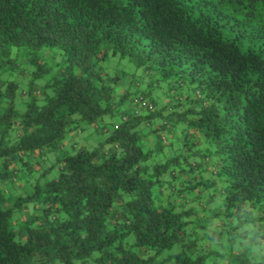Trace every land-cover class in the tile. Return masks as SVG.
Returning <instances> with one entry per match:
<instances>
[{
  "label": "trees",
  "instance_id": "obj_1",
  "mask_svg": "<svg viewBox=\"0 0 264 264\" xmlns=\"http://www.w3.org/2000/svg\"><path fill=\"white\" fill-rule=\"evenodd\" d=\"M56 48L44 84L0 79V264H264V0H0V69L41 79ZM113 59L145 76L121 92ZM161 81L178 94L164 105ZM117 112L104 144L72 140ZM181 122L184 147L214 148L192 156L224 182L219 210L193 194L216 182L165 143Z\"/></svg>",
  "mask_w": 264,
  "mask_h": 264
},
{
  "label": "rangeland",
  "instance_id": "obj_2",
  "mask_svg": "<svg viewBox=\"0 0 264 264\" xmlns=\"http://www.w3.org/2000/svg\"><path fill=\"white\" fill-rule=\"evenodd\" d=\"M24 54H25V52H24ZM113 61H114V63L112 64V67H110V70H108L109 73L111 75L117 74V73H123V72L125 73L123 82H124V84L126 83V85L123 84L122 89L120 90L121 92L125 91L126 89H129L130 79L136 78V80H138L139 78H143L145 76V73L142 69L136 68L128 60H124V61L122 60L121 61L119 59H113ZM45 64L47 67L51 68V71L48 74L43 75V77L41 79H35L34 73H36L38 71V67L36 65L31 66L30 69H27V72L24 74V76H20L18 70H14V71L9 70L10 65L8 63H5L4 64L5 66L3 65V68L0 69V79L2 81H13V82L18 83L21 87V92H22V90L28 91L31 88V86H32L31 84L34 81H35L34 82L35 85L40 86V85L44 84L46 81H48L50 78H52L58 72L59 69L63 68V66H62L64 64L63 63V51L60 50L59 48H56L55 52H54V56H52L49 60L46 59ZM155 80L156 79H153L151 77H148V78L146 77V82H145L144 88L146 90H148L149 89L148 86L152 82H155ZM171 88L172 87H170V85H168V83H165L163 81L157 82V85L154 87V89H151L153 98L156 97L163 105L166 104L168 98H170L174 95L175 96L178 95L177 92H175V91L173 93H171V91H170ZM179 94L181 96L183 94H185L183 96L186 97L187 95H189L191 98H195V95L188 92L187 88H184V91H182ZM136 98L137 97L135 96V94L133 96H131V99L128 100L123 106H120L119 110L120 111L122 110V112H124L126 110V108L127 109L131 108L132 104H130V102L132 99L135 100ZM140 107H141V105H140ZM122 119H123V117L121 116V114H118V112L114 116L105 117L103 120H104V122L108 123L109 125L107 126L108 131H104V132H103V129H101L100 132H97V131L94 132L95 126L86 124L83 127L87 128V130H85L83 133L79 134L78 136H74L72 138V140H74L78 144L81 143L84 146H87L88 143L95 142L94 143L95 147H98L99 145L105 143L106 139L112 134V132L115 130V128L122 122ZM161 122H162L161 119L152 120V126L147 127L144 130V132L151 130L152 127L153 128L157 127L158 125L161 124ZM97 125H99V123ZM174 130H175V134L173 136L169 135L166 139V142H165L166 144H172L173 145V147H171V148H173L171 150V155H173V152L179 153L180 146L182 145L183 150H181V154L186 155V157H188V155H191V156L188 157V158H190L189 161H187V162L182 161L180 167L184 168L186 170H190V167H191L190 165H198L195 168V171L193 172L194 178H196L198 180H203L204 182H207L208 180L210 182H211V180L213 182H216V185L210 187L209 189L204 190L202 193L199 194L197 192H194L193 194L197 195V197L199 196L198 197L199 202L201 204H203L204 207L206 206L208 209L213 210V211L219 210V205L223 202V196H222V194H220V191H221V189H223L225 187V184L223 181H221V179L214 178V176H209L208 172L205 173V169H207V168H206V166H203V161H202L201 157H193L192 156L193 152L201 150L205 154L212 155V157H214V155H213L214 154L213 153L214 148L209 146V144L204 141L199 146H197L194 150H189L187 147L183 146L184 136L187 135L188 132L190 131L189 125H187V123L181 122L177 125V128ZM203 139L205 140V137ZM72 140H70V141H72ZM67 143L68 142H66L65 148L70 149L71 147ZM147 149L148 148H146L145 150H147ZM165 156H168L167 152H166ZM48 157L50 158V160H49V162L46 163V166L51 167L55 164L56 155L52 154V155H49ZM167 158H169V157H167ZM214 158H213V161L215 160ZM166 159H163V160H166ZM156 160L158 162L157 158H156ZM211 164L212 163L210 162V166H211ZM200 165H201V168H200ZM181 168H179V169H181ZM179 169H177V170L179 171ZM40 174H41V171L37 172L35 175L39 176ZM56 174H57L56 171L53 170L52 172H50L48 178H46V180L42 179L41 182L45 183V181L53 179L56 176ZM207 176H209V177H207ZM186 182H188L187 179H186ZM174 184H176L178 188L182 187L180 185L181 182L179 185L177 183H174ZM166 187L168 188L166 190V192H167V194L170 195L172 188L169 186H166ZM33 192H34V188L29 191V193H33ZM186 196H188V195H186ZM194 201H193V204L191 203V200L187 201L186 202L188 205L187 208L192 206V207L196 208L197 210H202L203 209L202 207L197 206L198 200L195 204H194ZM175 202H177V201H174V203ZM18 216L19 215L15 214V219H17ZM18 240H21V239H19V237H18ZM223 240H224V242L227 240V234L224 235ZM171 252L172 253L177 252V249L174 248ZM164 255L167 256L168 252H165ZM215 259L216 258H212L211 260H213V262L215 263L216 261H218ZM209 264H211V261H209Z\"/></svg>",
  "mask_w": 264,
  "mask_h": 264
},
{
  "label": "crops",
  "instance_id": "obj_3",
  "mask_svg": "<svg viewBox=\"0 0 264 264\" xmlns=\"http://www.w3.org/2000/svg\"><path fill=\"white\" fill-rule=\"evenodd\" d=\"M243 249V248H242ZM237 253V252H236ZM225 264H230L229 259L225 260Z\"/></svg>",
  "mask_w": 264,
  "mask_h": 264
}]
</instances>
